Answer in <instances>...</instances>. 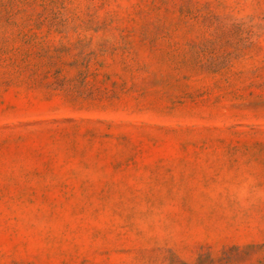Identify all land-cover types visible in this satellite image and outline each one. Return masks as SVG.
I'll list each match as a JSON object with an SVG mask.
<instances>
[{
    "label": "rangeland",
    "instance_id": "374dc122",
    "mask_svg": "<svg viewBox=\"0 0 264 264\" xmlns=\"http://www.w3.org/2000/svg\"><path fill=\"white\" fill-rule=\"evenodd\" d=\"M0 264H264V0H0Z\"/></svg>",
    "mask_w": 264,
    "mask_h": 264
}]
</instances>
